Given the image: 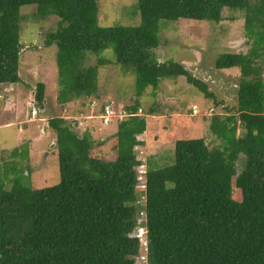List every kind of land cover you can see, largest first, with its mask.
I'll list each match as a JSON object with an SVG mask.
<instances>
[{"label":"trees","instance_id":"16d2710c","mask_svg":"<svg viewBox=\"0 0 264 264\" xmlns=\"http://www.w3.org/2000/svg\"><path fill=\"white\" fill-rule=\"evenodd\" d=\"M26 5H36L41 18L59 19L43 39L45 47L57 46L59 102L100 98V69L113 63L135 76L138 96L123 119H111L119 121L114 160L92 154V133L76 121L49 118L61 179L42 188L28 182L30 171L0 179V264H264V0H137L142 22L135 26L100 25L99 0H0V84L22 80ZM224 7L246 11L253 42L247 52L215 59L216 68L240 72L235 113L211 117L221 147L211 149L203 137L179 139L174 163L148 167L138 155L148 128L139 97L148 88L156 95L163 78L186 76L207 98H217L181 62L157 60L160 21L220 22ZM110 47L114 59L101 55ZM93 55L97 62L88 64ZM34 88L42 111L45 81ZM148 113L160 110L152 106ZM14 151L29 157L28 145ZM235 180L240 198L233 196Z\"/></svg>","mask_w":264,"mask_h":264},{"label":"rangeland","instance_id":"374dc122","mask_svg":"<svg viewBox=\"0 0 264 264\" xmlns=\"http://www.w3.org/2000/svg\"><path fill=\"white\" fill-rule=\"evenodd\" d=\"M21 14V41L25 47L20 75L21 83L28 85L27 91L25 90L28 92L27 96L34 95L36 81H45L46 110L40 115L63 116L76 121L82 131L88 129L92 133L94 143L92 154L102 159L114 160L118 154L115 121L123 119L127 113L126 107L136 103L138 95L135 76L124 74L122 66L115 63L102 66L99 83L104 89V94L95 101L78 98L64 106L58 100L57 46L43 45L45 31L55 28L59 19L56 16L46 19L39 17L36 5L23 6ZM223 17L220 22L187 18L160 21V44L155 49L157 60L181 62L196 77L206 81L217 98H207L203 92L188 82L186 76L163 78L156 95L148 88L139 97L142 107L139 113L145 115L148 128L141 136L145 144L138 147V155L144 157L145 163L148 161V167L151 165L153 168H160L174 163L175 143L179 139L203 137L211 149L221 147V139L210 130L211 117L213 115L225 117L235 113L240 72L238 68H216L215 59L225 51L247 52L253 42L245 28L244 9L224 7ZM98 18L102 26L116 24L135 26L142 22L137 0H99ZM101 55L110 59L116 58L113 47L106 49ZM97 60L93 55L88 64L96 63ZM107 99L112 100L108 106L105 105L108 103ZM18 104V110L22 111L20 117L26 112L31 113L33 106L28 103L26 105L25 100H18ZM194 105H197V110H194ZM152 106H156L160 114H149ZM107 107L111 112L105 117L102 108L105 111ZM0 111L3 112L2 107ZM3 115L7 120L11 117L10 113ZM101 116L104 122L99 119ZM112 118L118 120L114 119L115 123L110 126ZM34 122L31 124L34 144L32 154L30 151L33 158L31 156L22 158L14 151L17 144L19 145L16 139L18 123L9 127L0 126V178L9 180L23 171L26 174L30 171L28 182L34 188H42L54 185L61 179L57 144L54 139L56 132L45 118L35 119ZM2 123L0 119V125ZM109 126L111 129L107 130ZM42 128L45 131H42ZM237 134L240 136L242 129L239 128ZM26 145L24 141L20 147ZM237 184L235 180L233 196L240 198Z\"/></svg>","mask_w":264,"mask_h":264},{"label":"crops","instance_id":"0c3cea01","mask_svg":"<svg viewBox=\"0 0 264 264\" xmlns=\"http://www.w3.org/2000/svg\"><path fill=\"white\" fill-rule=\"evenodd\" d=\"M21 82H22V80L20 82H17V83L0 84V89H1V91H0V107H2V110H3V112L0 111V119H2V121H3V123L0 126L9 127V126L17 125V123H18L19 125H18V132L16 135V139L19 142V145L17 144V147H19L20 144H22L24 141H26V143L29 147V156H31V158H33V155H31L32 154V147L34 146L33 138L31 137V124L35 123L34 122L35 119L40 120L42 117H44L50 126V122L48 121L50 117L40 115V114H42V112H44L46 110L44 106L42 108L41 113H39V115L36 118H34L32 116V113H29V112L24 113V116L20 117V114L22 113V111L18 110V108H19V104L17 105L18 100H21V101L25 100L26 105H27V103H28V105L29 104L31 105L32 101H34V99H35L34 95L32 97L27 96L28 92H25V90L27 91L26 86H28V85L24 84V83L22 84ZM5 87H7L6 90H5ZM32 90H34V89H32ZM34 93H35V91H33V94ZM23 104H24V102H23ZM9 113H10L11 117L7 120V118H4L5 116L3 114L7 115ZM115 122H113V120H112V123L110 124V126H112L115 123L116 124L115 126L118 128L117 121H115ZM110 126L107 127V130L111 129ZM116 133H117V130L115 131V138H116ZM54 139H56V136ZM21 141H23V142H21ZM30 151H31V154H30Z\"/></svg>","mask_w":264,"mask_h":264},{"label":"built area","instance_id":"2783aa9c","mask_svg":"<svg viewBox=\"0 0 264 264\" xmlns=\"http://www.w3.org/2000/svg\"><path fill=\"white\" fill-rule=\"evenodd\" d=\"M34 102V103H33ZM35 102H36V100L35 101H32V103H31V106H33L32 107V109H31V113H32V116L34 117H37L38 115H39V113L41 112V109L35 104ZM109 105V104H108ZM107 105V106H108ZM37 106V107H36ZM193 108H194V110H197V105H194L193 106ZM110 108L109 107H107V109H106V114L105 115H103V116H105V117H108L109 115L108 114H110ZM41 119H44V118H41ZM42 131H45V129L44 128H42ZM140 172H141V174H140V176H139V179H142L143 178V173L145 172V164L143 163L141 166H140ZM144 184L143 183H141V184H139V187H142V188H144ZM146 215H145V213L144 212H141V217L144 219V217H145ZM144 220H146V218L144 219ZM146 230H145V228L143 227V226H140L139 228H138V232H137V235L140 237V239L141 240H145V235H146Z\"/></svg>","mask_w":264,"mask_h":264}]
</instances>
